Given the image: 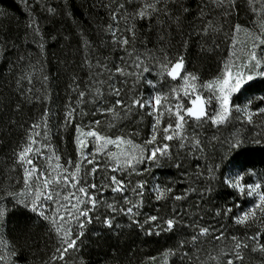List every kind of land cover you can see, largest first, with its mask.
<instances>
[{
  "label": "trees",
  "instance_id": "16d2710c",
  "mask_svg": "<svg viewBox=\"0 0 264 264\" xmlns=\"http://www.w3.org/2000/svg\"><path fill=\"white\" fill-rule=\"evenodd\" d=\"M253 1L0 0L1 242L12 264H143L189 247L192 228L205 221L221 230L209 241L239 249L229 264H264V76L233 95L225 125L196 133L194 154L174 140L173 160L141 180L154 223L170 220V230L93 229L71 262L16 197L18 154L41 123L65 147L85 124L137 145L164 135L184 76L222 79L236 35L264 37V0ZM179 61L181 77L172 80L168 70ZM66 119L70 135L61 130Z\"/></svg>",
  "mask_w": 264,
  "mask_h": 264
},
{
  "label": "rangeland",
  "instance_id": "374dc122",
  "mask_svg": "<svg viewBox=\"0 0 264 264\" xmlns=\"http://www.w3.org/2000/svg\"><path fill=\"white\" fill-rule=\"evenodd\" d=\"M171 68L168 76L177 80L170 76ZM263 76L264 37L245 30L235 37L222 79L201 84L190 75L183 77L170 104L175 118L167 119L169 124L164 135L158 134L150 144L137 145L126 138L102 135L85 124L74 130L72 144L65 147L63 142L58 146L48 122L35 126L18 154L17 172H21L23 181L16 194L17 201L37 219L46 222L56 237L58 251L71 262L76 258L71 251L93 229L126 223L170 230L173 227L170 220L154 223L151 209L145 206L146 199H142L141 180L147 179L159 165L173 160L169 144L174 140L181 142L183 149L191 148L194 154L196 133L208 124L225 125L231 116L233 95ZM199 101L206 109L202 118L191 114ZM70 128L71 123L66 119L61 130L70 135ZM257 198L261 201L262 195L257 193ZM3 211L4 206L0 205V264H12L1 242ZM168 217L161 216L160 220ZM203 225L208 228L202 229ZM220 233L216 224L205 221L192 228L193 244L189 247L165 252L143 264H170L173 258L181 264H229L239 258V249L231 240H222L216 245L209 241L214 240L209 235L215 237ZM255 245L251 240L249 246Z\"/></svg>",
  "mask_w": 264,
  "mask_h": 264
},
{
  "label": "bare ground",
  "instance_id": "6f19581e",
  "mask_svg": "<svg viewBox=\"0 0 264 264\" xmlns=\"http://www.w3.org/2000/svg\"><path fill=\"white\" fill-rule=\"evenodd\" d=\"M182 68H183L182 63H176L170 70V76L172 78H177L180 75ZM205 112H206L205 106L201 101L197 102L191 110V114L199 118L204 117Z\"/></svg>",
  "mask_w": 264,
  "mask_h": 264
},
{
  "label": "water",
  "instance_id": "95a60500",
  "mask_svg": "<svg viewBox=\"0 0 264 264\" xmlns=\"http://www.w3.org/2000/svg\"><path fill=\"white\" fill-rule=\"evenodd\" d=\"M182 69H183V68H182ZM181 73H182V71H181ZM181 73H180V74H181ZM179 77H180V75H179L176 79H178Z\"/></svg>",
  "mask_w": 264,
  "mask_h": 264
}]
</instances>
